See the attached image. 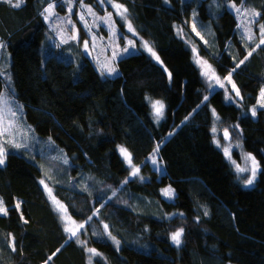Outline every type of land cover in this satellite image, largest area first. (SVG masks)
I'll return each mask as SVG.
<instances>
[{"label":"trees","instance_id":"obj_1","mask_svg":"<svg viewBox=\"0 0 264 264\" xmlns=\"http://www.w3.org/2000/svg\"><path fill=\"white\" fill-rule=\"evenodd\" d=\"M112 1L127 9L159 62L140 51L116 61V76L101 77L87 58L67 54L89 39L79 10L72 14L77 43L54 47L42 13L52 3L67 14L66 3L23 0L17 8L0 0L7 59L4 69L0 62V94L6 85L26 123L62 149L75 178L67 187L49 188L74 220L86 223L82 243L71 240L39 184L40 169L8 152L0 165V200L7 209L0 214V264H264V109L251 115L264 89V44L244 50L227 0H220L214 19L198 0ZM232 1L259 14L255 31L264 37V0ZM192 12L212 22L208 46L192 37L215 78L222 82L231 73L236 102L226 99L223 87L211 91L193 60L183 31ZM154 100L165 105L158 124ZM213 110L222 132L259 164L252 185L242 183L216 146ZM121 148L144 180L130 177ZM153 153L157 169L147 160ZM164 188L174 192L172 202L161 197ZM180 229L177 246L171 237Z\"/></svg>","mask_w":264,"mask_h":264},{"label":"rangeland","instance_id":"obj_2","mask_svg":"<svg viewBox=\"0 0 264 264\" xmlns=\"http://www.w3.org/2000/svg\"><path fill=\"white\" fill-rule=\"evenodd\" d=\"M5 1L9 2L12 6L16 3V0ZM62 2L67 4V14H60L56 6H54L52 3L49 4L53 6L51 14H42V19L53 38L51 41L52 46L54 45V47H62L70 43H77L79 35L76 24L72 18V14H74V10L76 8L77 10H79V13L77 12V19L84 27L89 38L86 40L88 46L87 48H85V43H83L77 46V51L67 54L73 56V58H80V56L87 58L95 65L101 77L116 76L118 74L116 61L120 58L136 54L140 51H145L150 56H152L144 48L145 40L140 39L127 13H125V15L127 16V20L119 14L124 10V7H122L121 5L120 8L115 7V5L118 4L113 2L112 0H62ZM76 3H78L77 6ZM220 3V0H209L206 3L208 15L211 19L216 18L221 13L222 9H220ZM224 3L225 9L228 12L232 13L236 20L237 29L243 40L244 50L248 51L247 49H251L254 46L256 47L257 44H260L261 35L259 33L257 34V32L255 31V24L259 18V15H254V13L257 12L243 6L242 2L236 4L232 0H227ZM233 4L236 5L235 8L232 7ZM237 8L240 9L239 12L236 10ZM46 15L48 16V19H45ZM129 22L131 23L132 28L135 30V35H133L132 31L128 30ZM119 25H122V28H120ZM184 27H186L187 30L184 29L183 31H186L190 36V38L188 37V41L190 43L189 46H191L193 60L199 67L201 75L202 66L205 68V70H207V67L202 63L198 64L197 59H199L201 62L206 61L207 65H210L211 69L214 70L211 63L208 60L200 57L198 54L199 45L208 46V43L211 40V37L213 35L212 22H201L197 18L195 12H192L189 15V18L185 21ZM100 28L101 31L99 30ZM121 29H123L125 32L123 33ZM181 31L182 30L180 28H177L176 32L179 36H181ZM192 36L197 38L196 40H198L199 45ZM129 41H132V43L130 44ZM125 49H127V51H125ZM0 62L2 65V69H4L3 67H6L7 59L5 54L3 53L2 47H0ZM75 63L77 64V66L78 64H80L77 60H75ZM112 68L115 69V72L109 74V69ZM202 77L208 84L211 91L222 88L221 84H223V90L227 100L236 102V99L240 98V95L237 96L236 91L233 90L232 80L230 79L229 81L228 79H226L228 76L223 79L222 82H217V78H215V76L211 80H209L204 75H202ZM260 93L257 98V103L252 109H264V106H262L264 105V100L261 99ZM0 95H3L8 102L2 107V110H0V115H3L4 117L2 124H0V133H3L2 135H0V145H2L4 148L5 157L8 152L21 155L28 161L34 163L40 169L42 179L39 181V184L44 190L51 207L58 215L65 233L71 240H75L77 243L81 244L82 240L80 237L81 233L85 230L86 223L83 221L74 220L69 215L62 202H60L53 196L52 190H50L49 188V183L51 185L56 184L67 187L69 186V182L75 178L74 175L70 173L71 167L69 166L68 158L66 157L62 149L59 148L51 138L38 136L33 131L32 127L26 123L24 119L23 106L20 104V102L15 100L10 91L6 89V85L4 91ZM154 101L162 102L161 100ZM153 103L154 102L151 103V111L154 122L158 124L164 119L165 105L162 102L164 105V115L163 118L160 119L159 122H157L152 108ZM212 115L214 120L212 128L214 142L216 146L223 151L232 169L239 175V177H241V180H243L242 183L246 185V178L251 176L252 168V163L248 159V157L252 155L244 152L239 141L231 140L228 136H225V134L219 127L218 114L213 110ZM213 129H215V131H213ZM17 144H19L20 147H17ZM225 150H227V155ZM154 155L156 154H151L147 158V160L151 159L152 166L154 167V169H157L159 162L156 160V164L152 163ZM123 157L128 161V159L124 155ZM130 165V177L144 180L145 178L141 179L140 173H138V175L136 176L132 175L133 169L138 167H134L132 164ZM67 170L69 173H67ZM41 181H43L44 183L42 184ZM45 185L47 187H45ZM166 189L171 188L162 189L160 191V195L165 201L172 202L175 198V194L172 191L173 194L171 195V197H169L165 194ZM81 224L84 225L83 228L79 227V225ZM66 228L68 229L67 231L65 230ZM72 232H75L76 235L72 236Z\"/></svg>","mask_w":264,"mask_h":264},{"label":"snow or ice","instance_id":"obj_3","mask_svg":"<svg viewBox=\"0 0 264 264\" xmlns=\"http://www.w3.org/2000/svg\"><path fill=\"white\" fill-rule=\"evenodd\" d=\"M22 2H23V0H16V3L13 6L19 8L21 6V3ZM115 7L120 8L121 6L120 5H115ZM232 7L235 8L236 5L233 4ZM52 8H53V6L52 5H49L47 8L44 9V12L42 14H44V13L51 14ZM236 10L238 12L240 11L239 8H237ZM126 12H127V9H124L123 12H121L119 14L124 19L127 20V16L125 15ZM254 15H259V14L258 13H254ZM45 19H48V16L47 15L45 16ZM128 30L129 31H132L133 32V35L136 34L135 33V30L132 28V25H131L130 22L128 23ZM261 32L264 33V25H261ZM73 38H75V37H73ZM84 43H85V48H87V46H88L87 41H85ZM129 43L131 44L132 41H129ZM260 44H264V37L261 38ZM260 44H257L256 47H260ZM0 47H4V45L3 44H0ZM144 48L159 62V56L157 55V53L155 51H153L152 47L146 41L144 42ZM254 50L255 49H253V51ZM125 51H127V49H125ZM251 55H252V51H249L248 56H251ZM248 56H246L244 58V60H241L239 62V64H237V67H239L240 64H243L244 61L248 58ZM197 63L198 64H201L202 63L203 65H205L207 67V70H205V68L202 66V75L206 76L209 80H211L215 76L214 70L211 69V66L210 65H207V62L206 61L205 62H201L199 59H197ZM113 72H115V69L114 68L109 69V74H112ZM170 75L171 74H169V76ZM226 79H228L230 81V79H231V73H229V76ZM217 82H219V78H217ZM221 87H223V84H221ZM232 87H233V90L236 91V95L239 96L240 93H239V90L236 89L235 84H233ZM260 96H261V99L264 100V89H261ZM207 99H208V97L205 96L204 97V100L206 101ZM7 103L8 102H7L6 98L3 95H0V110H2V107L4 105H6ZM262 106H264V105H262ZM152 108H153L154 115H155V117L157 119V122H159V120L162 119L163 118V115H164V111H163L164 110V105L160 101H155L152 104ZM252 115L253 116L256 115V110L255 109H252ZM3 119H4L3 115H0V124H2ZM213 131H215V129H213ZM2 134L3 133H0V135H2ZM227 135H228V133H227V131H225V136H227ZM16 146L17 147H20L19 144H17ZM120 151L128 159L129 164H131V156H130L129 153H127L126 149L121 148ZM158 151H159V146L156 149V152H158ZM225 151H226V155H227L228 154L227 153V150H225ZM248 159L252 163V168H251V176L248 177V178H246V185H252L254 183V181H255V178H256V175H257V171L259 169V164L255 160V157L249 156ZM4 162H5V151H4L3 146L0 145V165H3ZM65 162H67V161H65ZM152 163L153 164H156L157 163V161H156L155 158L152 159ZM241 171H243V170H241ZM138 173H139V169L138 168H134L133 169V172H132V175L133 176H136V175H138ZM141 179H143V177H141ZM41 183L43 184L44 182L41 181ZM125 183H127V181H125ZM45 187H47V186L45 185ZM165 194L168 195L169 197H171V195L173 193H172V190L171 189H166L165 190ZM19 207H20V205H19V203H17L16 208L19 209ZM0 214H4V215L7 214V209L4 207V204H3V201L2 200H0ZM205 215H207V211H205ZM79 227L80 228H83L84 225L81 224V225H79ZM107 227L108 226L105 225V229H107ZM65 230L67 231L68 229L66 228ZM75 235H76V233L75 232H72V236H75ZM182 236H183V229H180L178 231H175L173 233V235H172L171 238H172L173 242L177 246H179L181 244V238H182ZM113 239L115 240L114 237H113ZM116 243L119 244V241H116ZM11 247H12V250L15 251V245H14V243L11 245ZM89 251L91 253L95 254V249H89Z\"/></svg>","mask_w":264,"mask_h":264},{"label":"water","instance_id":"obj_4","mask_svg":"<svg viewBox=\"0 0 264 264\" xmlns=\"http://www.w3.org/2000/svg\"><path fill=\"white\" fill-rule=\"evenodd\" d=\"M200 3H207L209 0H198Z\"/></svg>","mask_w":264,"mask_h":264}]
</instances>
